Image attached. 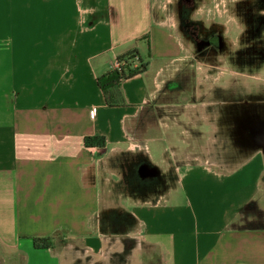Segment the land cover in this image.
<instances>
[{
	"label": "crops",
	"instance_id": "0c3cea01",
	"mask_svg": "<svg viewBox=\"0 0 264 264\" xmlns=\"http://www.w3.org/2000/svg\"><path fill=\"white\" fill-rule=\"evenodd\" d=\"M214 5L0 0V246L7 257L264 264V158L227 171L196 149L170 164L159 155L183 62L214 52L199 43L215 23ZM201 11L208 30L193 18ZM246 26L240 40L264 48V32ZM134 50L147 70L105 93L98 78ZM197 69L188 67L191 78ZM205 113L193 118L210 124ZM88 136L104 137L105 147L87 145ZM117 167L129 173L121 191L109 186ZM35 237L51 238L50 246L36 247Z\"/></svg>",
	"mask_w": 264,
	"mask_h": 264
},
{
	"label": "rangeland",
	"instance_id": "374dc122",
	"mask_svg": "<svg viewBox=\"0 0 264 264\" xmlns=\"http://www.w3.org/2000/svg\"><path fill=\"white\" fill-rule=\"evenodd\" d=\"M214 15L212 25L208 21L203 24L206 17L202 11L201 15L194 13V20L201 21V31L208 30L210 25V33L200 40L201 46L214 52L199 55V62H183L180 88L174 93L175 108L168 110L174 111L175 116L168 113V140L166 144L162 142V153H158L160 159L170 164L188 149H196L203 158L208 157L230 171L256 155L264 158V48L254 39L240 40L246 24L249 32H264V0H215ZM186 41L187 45L191 43ZM188 67H200L195 70L194 79L187 73ZM194 113H209L211 123L208 124L207 117L205 121L202 117L193 118ZM214 117L216 129L212 127ZM128 174L127 169L117 167L108 175L109 186L117 190L127 187ZM137 185L145 186V182ZM48 262L51 264L43 252H35L32 257V264Z\"/></svg>",
	"mask_w": 264,
	"mask_h": 264
},
{
	"label": "trees",
	"instance_id": "16d2710c",
	"mask_svg": "<svg viewBox=\"0 0 264 264\" xmlns=\"http://www.w3.org/2000/svg\"><path fill=\"white\" fill-rule=\"evenodd\" d=\"M148 62H145L137 50L121 55L116 60V66L98 78V85L105 93L119 88L121 83L127 79H131L147 70ZM110 102V100H109ZM110 104H117L111 100ZM87 145L98 146L104 148L106 140L101 136H88L85 138ZM49 237H35V246L38 248L50 246Z\"/></svg>",
	"mask_w": 264,
	"mask_h": 264
},
{
	"label": "flooded vegetation",
	"instance_id": "af4514ba",
	"mask_svg": "<svg viewBox=\"0 0 264 264\" xmlns=\"http://www.w3.org/2000/svg\"><path fill=\"white\" fill-rule=\"evenodd\" d=\"M199 43H200V40H199ZM1 252H5V250L0 246V264H22L21 261H19L16 257L14 256L7 257L6 255L1 254Z\"/></svg>",
	"mask_w": 264,
	"mask_h": 264
},
{
	"label": "built area",
	"instance_id": "2783aa9c",
	"mask_svg": "<svg viewBox=\"0 0 264 264\" xmlns=\"http://www.w3.org/2000/svg\"><path fill=\"white\" fill-rule=\"evenodd\" d=\"M115 66H116V62H115Z\"/></svg>",
	"mask_w": 264,
	"mask_h": 264
}]
</instances>
